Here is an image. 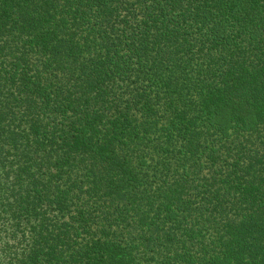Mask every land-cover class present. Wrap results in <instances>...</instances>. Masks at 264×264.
Returning a JSON list of instances; mask_svg holds the SVG:
<instances>
[{
    "label": "trees",
    "instance_id": "1",
    "mask_svg": "<svg viewBox=\"0 0 264 264\" xmlns=\"http://www.w3.org/2000/svg\"><path fill=\"white\" fill-rule=\"evenodd\" d=\"M0 264H264V0H0Z\"/></svg>",
    "mask_w": 264,
    "mask_h": 264
}]
</instances>
